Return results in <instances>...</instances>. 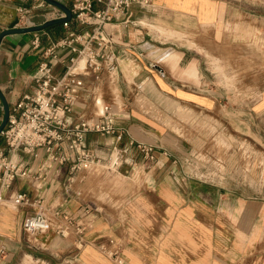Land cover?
Wrapping results in <instances>:
<instances>
[{
	"label": "crops",
	"instance_id": "1",
	"mask_svg": "<svg viewBox=\"0 0 264 264\" xmlns=\"http://www.w3.org/2000/svg\"><path fill=\"white\" fill-rule=\"evenodd\" d=\"M58 1L70 9L74 2ZM21 6L31 14L32 25L58 19L63 12L45 0H0V35L26 25L20 20ZM157 10L211 26L229 14L219 0H152L151 8L133 6L128 24L107 26L108 60L118 62V68L106 69L99 80L82 75L84 87L68 119L99 120L111 103L127 133L119 140L88 134V149L103 160L77 171L68 194L64 182L71 162L54 175L39 170L44 149L37 156L15 154L33 175L47 177L38 181L40 188L35 178L20 177L6 191L0 243L8 253L2 264H264V87L251 82L245 86L251 100L223 105L221 89L208 87L200 72L202 61L192 53L196 49L175 48L170 42L173 50L160 64L161 42L143 23ZM63 23L1 39L0 91L10 110L37 87L42 57L32 48L36 34L47 46L69 29L82 33L94 28L76 20L68 28ZM73 55L69 47L59 50L51 60L56 76L63 75ZM217 58L234 78L233 57ZM190 66L196 67V76L186 73ZM248 75L250 79L251 71ZM252 77L260 80V69ZM4 115L0 95V125ZM217 128L226 134L217 135ZM138 143L155 146L154 161L145 159ZM0 149L9 151L1 136ZM15 191L28 192L41 203L16 206L9 200ZM87 207L91 211L85 212ZM42 210L51 217V227L30 236L24 220ZM56 212L60 215L53 216ZM69 219L85 228L82 242L73 227L68 235L58 232Z\"/></svg>",
	"mask_w": 264,
	"mask_h": 264
},
{
	"label": "built area",
	"instance_id": "2",
	"mask_svg": "<svg viewBox=\"0 0 264 264\" xmlns=\"http://www.w3.org/2000/svg\"><path fill=\"white\" fill-rule=\"evenodd\" d=\"M97 5V6H96ZM151 6L152 0H74L71 11L72 19L82 25L93 26V31L78 33L68 30L66 36L44 46L41 37L36 34L32 41V48L41 54L37 76V87L34 92L25 94L10 110L9 120L1 132V137L8 148V152L0 149V207L6 202V191L10 190L14 182L20 177L35 178L37 187L47 177L38 174L23 166L14 156L23 151L33 156L44 149L46 159L40 171L53 170L54 175L62 172L63 167L71 162L70 175L64 182L65 193L71 192V184L75 181V173L91 163H100L103 157L95 154L86 145L89 133H100L107 136L123 138L127 129L118 123V116L113 104L108 103L99 120L80 119L71 122L68 115L73 112L74 103L78 100L84 87L82 75L91 74L95 79H101L103 72H114L118 62L109 61L107 49L111 40L105 30L112 23L128 24L127 15L133 6ZM21 22L24 27L35 26L29 23L30 13L26 7H19ZM65 17L60 12L55 18ZM68 28L70 21L63 23ZM69 47L72 53L66 70L61 76L53 72L52 59L59 57V50ZM111 56H115L111 54ZM119 57H115L117 60ZM138 148L148 161L155 159V146L138 143ZM116 148V147H115ZM114 148V149H115ZM9 200L16 206L41 203V199L33 202L28 192L15 191L10 193ZM91 211L87 207L85 212ZM60 212L53 216H59ZM51 227V217L43 210L28 215L24 220V229L30 236L45 232ZM83 241L85 228L69 219L68 225L58 227V232L68 235L70 229ZM6 245L0 243V264L7 256Z\"/></svg>",
	"mask_w": 264,
	"mask_h": 264
},
{
	"label": "rangeland",
	"instance_id": "3",
	"mask_svg": "<svg viewBox=\"0 0 264 264\" xmlns=\"http://www.w3.org/2000/svg\"><path fill=\"white\" fill-rule=\"evenodd\" d=\"M219 1L227 4L229 14L226 19L216 22L212 26L198 23L193 19L173 16L164 10L152 12L148 15L149 19L145 18L143 23L151 29L155 40L158 43L161 42L160 45L163 49L157 54L160 64L163 62L164 54L173 50L170 42H174L172 46L175 48L196 49L192 50V53L202 61V71L200 72L210 85L208 87L221 89L223 94L220 98L223 105L230 101L234 106H241L253 97L248 95L249 92L246 89L251 82L258 83L260 88L264 87V0ZM146 8H151V6H146ZM156 25L163 26L164 29ZM173 26L182 28L178 29L177 27L174 30ZM214 28L217 31H214ZM217 57H233L234 78L229 77L226 65L220 64ZM172 62L173 59L170 64L174 65ZM228 68H231L230 64H228ZM254 69H260V80H253L252 71ZM177 71L181 73L184 70L179 68ZM211 71L214 72L211 73ZM249 71H251L250 79L248 78ZM186 73L196 76L197 69L195 66L194 68L190 66ZM196 79L198 82V78ZM116 98L121 101L122 97ZM219 134H226L225 129L217 128V135Z\"/></svg>",
	"mask_w": 264,
	"mask_h": 264
},
{
	"label": "water",
	"instance_id": "4",
	"mask_svg": "<svg viewBox=\"0 0 264 264\" xmlns=\"http://www.w3.org/2000/svg\"><path fill=\"white\" fill-rule=\"evenodd\" d=\"M46 2H48L51 5L56 6L57 8L61 9L64 13H65V17H61L58 19H52L49 21H46L45 23H42L40 25H35V26H30V27H16V28H12V29H6L5 31H3L0 35V41L1 39L9 34H14V33H23V32H35V31H39L42 30L48 26L54 25V24H58V23H62L65 21H70L72 19V11L71 9L64 3L58 1V0H45ZM0 95L3 99L4 102V111H5V115H4V119L0 125V135L2 130L5 128V126L8 123L9 120V115H10V107L9 104L6 100V98L4 97L3 93L0 91Z\"/></svg>",
	"mask_w": 264,
	"mask_h": 264
},
{
	"label": "bare ground",
	"instance_id": "5",
	"mask_svg": "<svg viewBox=\"0 0 264 264\" xmlns=\"http://www.w3.org/2000/svg\"><path fill=\"white\" fill-rule=\"evenodd\" d=\"M214 60V59H213Z\"/></svg>",
	"mask_w": 264,
	"mask_h": 264
}]
</instances>
